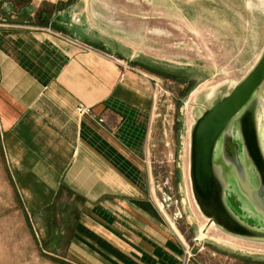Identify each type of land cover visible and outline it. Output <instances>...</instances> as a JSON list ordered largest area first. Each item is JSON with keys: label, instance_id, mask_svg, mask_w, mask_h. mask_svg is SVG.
Instances as JSON below:
<instances>
[{"label": "crops", "instance_id": "1", "mask_svg": "<svg viewBox=\"0 0 264 264\" xmlns=\"http://www.w3.org/2000/svg\"><path fill=\"white\" fill-rule=\"evenodd\" d=\"M44 1L5 4L11 15L0 22V139L12 184L46 218L40 231L68 233L65 247L85 250L76 264H181L150 189L148 140L161 113L149 65L123 37L98 35L80 0L37 21Z\"/></svg>", "mask_w": 264, "mask_h": 264}, {"label": "rangeland", "instance_id": "2", "mask_svg": "<svg viewBox=\"0 0 264 264\" xmlns=\"http://www.w3.org/2000/svg\"><path fill=\"white\" fill-rule=\"evenodd\" d=\"M3 1L6 2L0 3V22L3 19L9 22L11 15L9 6L5 4L12 2L11 9L14 7L16 11L33 1L41 2ZM46 1L35 14L37 21H40L39 14L43 9L52 13L79 2L56 0L58 3L53 4ZM80 1L82 7L87 2ZM90 1L98 29L112 35L120 34L137 43L141 51L157 53L163 56L160 58L171 62L165 63L160 59V64H152L147 57H141L137 63L149 65L146 68L158 90L157 112L161 116L159 129L150 134L148 140L153 161L149 183L157 196L153 203L160 212L162 224L177 236L178 247L173 250L181 257V264L186 247L192 249L196 264H228L230 259L223 255L240 258L243 264H264L263 244H249L255 248L251 250L226 247L215 240L221 234L216 228L211 229L207 236L200 237L206 220L192 195L188 126L200 114L202 106H186L195 88L218 86L225 94L251 69L264 46L263 5L257 2L256 10L251 14V9L243 10L240 0H200L191 11L186 7L187 2L181 0ZM186 15H190L191 22L185 20ZM236 16L243 17L247 23L253 17L251 27L248 28L249 25ZM82 17H87V14L84 12ZM233 20L236 25L230 24ZM230 27L240 28L239 33L233 34ZM196 68L201 71L196 72ZM262 115L264 117V113ZM262 139L264 141V129ZM30 210L18 187L11 182L0 139V264L82 262L80 256L87 255L85 250L67 249L68 233L40 231V223L46 218L34 217ZM58 219L53 218V221ZM213 251L223 255L213 256ZM82 264L88 263L84 260Z\"/></svg>", "mask_w": 264, "mask_h": 264}, {"label": "water", "instance_id": "3", "mask_svg": "<svg viewBox=\"0 0 264 264\" xmlns=\"http://www.w3.org/2000/svg\"><path fill=\"white\" fill-rule=\"evenodd\" d=\"M181 1L187 2L186 7L190 11L196 2H200ZM240 2L243 10L251 9V14L256 10L257 2L264 8V0ZM84 6L87 17L83 18H91V26L98 35L106 34L109 39L123 37L126 41L124 45L134 53L135 58L147 57L152 64H160V57L163 56L141 51L140 46L130 39L98 29L94 23L96 16L92 2L87 0ZM236 17L249 25L248 28L254 20L252 17L247 23L243 17ZM184 18L191 22L190 15ZM230 24L236 25L235 20ZM239 29L233 27L231 31L235 34L239 33ZM255 49L256 45L253 46L254 52ZM197 69L196 72L201 71ZM207 88L210 90L209 94L202 93L192 101L190 95L186 102V106L203 107L188 126L192 195L206 220L201 232L208 234L211 229L216 228L221 231V236L236 239L245 246L239 249H255L249 244L264 245V117L261 116L264 113V46L251 69L227 93L222 94L218 86ZM242 241L248 242L247 245Z\"/></svg>", "mask_w": 264, "mask_h": 264}, {"label": "bare ground", "instance_id": "4", "mask_svg": "<svg viewBox=\"0 0 264 264\" xmlns=\"http://www.w3.org/2000/svg\"><path fill=\"white\" fill-rule=\"evenodd\" d=\"M204 93H210L209 88H207V86L203 87V88H197L195 91H193V93L191 94V101L193 100L192 98H194V100L201 94ZM207 236L206 232H201L200 237L203 238ZM220 243L230 246V247H235V248H244L245 246L237 241L236 239L233 238H228V237H223L221 235H219L216 238Z\"/></svg>", "mask_w": 264, "mask_h": 264}, {"label": "built area", "instance_id": "5", "mask_svg": "<svg viewBox=\"0 0 264 264\" xmlns=\"http://www.w3.org/2000/svg\"><path fill=\"white\" fill-rule=\"evenodd\" d=\"M78 111L80 113H88V114H93L92 108L90 106L86 105H79L78 106ZM103 121V119H101ZM184 259H183V264H196V257L192 253V249L190 247H186Z\"/></svg>", "mask_w": 264, "mask_h": 264}]
</instances>
